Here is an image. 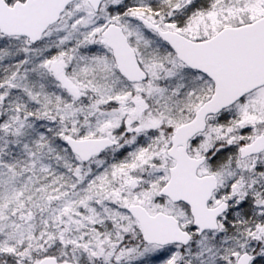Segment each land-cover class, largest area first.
Returning <instances> with one entry per match:
<instances>
[{"label": "snow or ice", "instance_id": "snow-or-ice-1", "mask_svg": "<svg viewBox=\"0 0 264 264\" xmlns=\"http://www.w3.org/2000/svg\"><path fill=\"white\" fill-rule=\"evenodd\" d=\"M0 264H264V0H0Z\"/></svg>", "mask_w": 264, "mask_h": 264}]
</instances>
